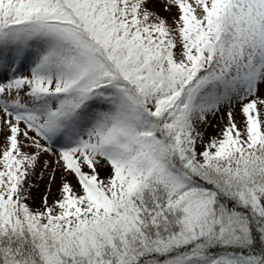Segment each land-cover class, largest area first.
Instances as JSON below:
<instances>
[{
	"label": "snow or ice",
	"instance_id": "1",
	"mask_svg": "<svg viewBox=\"0 0 264 264\" xmlns=\"http://www.w3.org/2000/svg\"><path fill=\"white\" fill-rule=\"evenodd\" d=\"M161 6L0 0V264H264V0Z\"/></svg>",
	"mask_w": 264,
	"mask_h": 264
},
{
	"label": "rangeland",
	"instance_id": "2",
	"mask_svg": "<svg viewBox=\"0 0 264 264\" xmlns=\"http://www.w3.org/2000/svg\"><path fill=\"white\" fill-rule=\"evenodd\" d=\"M161 5H162V0H152V7H154L156 11H158L163 16L170 17L172 13L165 11ZM174 11L175 10L173 9V12ZM213 122L215 123V121ZM215 131L216 129L212 128L211 125H209L208 129L206 130V132L208 133H214ZM44 184L45 182L43 180L40 181L39 188L34 189V194L42 193V191L44 190Z\"/></svg>",
	"mask_w": 264,
	"mask_h": 264
}]
</instances>
